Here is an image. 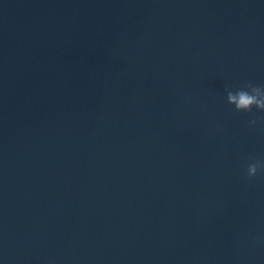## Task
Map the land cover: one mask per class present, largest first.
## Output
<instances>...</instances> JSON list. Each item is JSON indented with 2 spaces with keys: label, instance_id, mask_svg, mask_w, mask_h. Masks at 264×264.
I'll list each match as a JSON object with an SVG mask.
<instances>
[{
  "label": "water",
  "instance_id": "water-1",
  "mask_svg": "<svg viewBox=\"0 0 264 264\" xmlns=\"http://www.w3.org/2000/svg\"><path fill=\"white\" fill-rule=\"evenodd\" d=\"M246 80L264 0H0V264H264Z\"/></svg>",
  "mask_w": 264,
  "mask_h": 264
},
{
  "label": "clouds",
  "instance_id": "clouds-1",
  "mask_svg": "<svg viewBox=\"0 0 264 264\" xmlns=\"http://www.w3.org/2000/svg\"><path fill=\"white\" fill-rule=\"evenodd\" d=\"M227 103L234 106L236 112L251 113L247 127L255 128L258 125L264 127V116H257L256 112L264 113V83H254L251 80L244 81L235 90L230 85L225 87ZM245 169V179L254 181L258 176H264V159L254 156L248 157Z\"/></svg>",
  "mask_w": 264,
  "mask_h": 264
}]
</instances>
